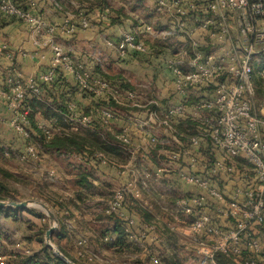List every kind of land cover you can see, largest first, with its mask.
I'll return each mask as SVG.
<instances>
[{"label":"built area","instance_id":"obj_1","mask_svg":"<svg viewBox=\"0 0 264 264\" xmlns=\"http://www.w3.org/2000/svg\"><path fill=\"white\" fill-rule=\"evenodd\" d=\"M157 4L169 22L165 27L147 23L126 31L119 43L104 39L122 59L130 52L149 54L146 35L170 40L176 46L164 64L183 101L163 110L157 101L150 100L147 105L155 108L141 121L152 150L161 143L150 128L152 122L170 133L176 145L168 153L170 166L179 182L194 189L181 195L173 214L176 221L166 226L192 237L197 252L209 264H219V256L229 264H264V94L261 98L257 94V79L264 83V0H157ZM37 8V0H27L26 5L19 0H0V12L25 22L36 46L45 36L44 43L52 52L50 66L41 75L24 78L18 73L11 79L8 92L0 88V96L7 98L12 110L10 126L24 143L19 152L23 161L37 160L40 151L39 145L29 142L31 108L25 106V101L31 95L40 98L38 82L53 81L60 68L72 72L85 92L96 97L111 96L118 104L142 106L134 92H117L106 80L92 78L83 64L75 61L70 49L59 42V32L72 36L92 26L83 11L52 24L35 11ZM69 108L66 132L93 128L91 115L80 112L73 102ZM96 111L106 126L115 119L109 108ZM187 114L198 124L191 136L176 127L177 120ZM59 130L44 131L50 139ZM117 137L126 146L131 144L126 134ZM206 145L216 152L212 159L202 151ZM5 154L9 156L10 152L6 150ZM94 156L119 173L126 171L103 152ZM165 171L158 168V174ZM128 196L141 197L135 178L114 190L104 212L119 216L129 239L137 242L148 231L156 230L158 224L150 222L136 232V220L126 208ZM182 215L189 217L188 221ZM150 258L153 264H161L158 256L150 254Z\"/></svg>","mask_w":264,"mask_h":264},{"label":"rangeland","instance_id":"obj_2","mask_svg":"<svg viewBox=\"0 0 264 264\" xmlns=\"http://www.w3.org/2000/svg\"><path fill=\"white\" fill-rule=\"evenodd\" d=\"M92 2L95 7L99 8V1ZM108 3L111 8H125L123 11L124 16L129 11L134 14L132 16H135L142 11L143 7L147 8L146 3L140 0H112ZM71 6L72 10L75 11V6ZM8 23L14 24L16 22ZM151 24L155 27V23L152 22ZM153 43L157 45L152 38L151 46H154ZM82 48L76 47V52L73 48L69 49L75 59L83 54L84 50L90 52L89 54L92 55H89L90 58L95 61L94 67L99 66L100 70L104 72L105 61L103 57L108 54L111 55L110 51L106 50L102 51L100 55H93V49L85 47L82 50ZM157 52L158 50L138 58L135 57V61L131 63L133 66L126 64L124 61H116L109 55L107 57H110L108 58L110 66L108 65V71L105 72L109 75H121L126 79L130 78L132 85L138 92L144 93V90H146L145 93L147 92L150 96L155 92L157 94L154 87L156 81L152 78L148 82L144 80L145 74L151 75L157 71L153 65L149 68L150 70H147L144 65L142 66L146 62H153ZM93 56L99 58V60ZM115 112L117 116L124 117L126 111L115 109ZM188 116L190 115L187 114L186 117ZM37 117L39 128L43 130L52 129L46 121L40 120L39 116ZM191 129L188 133H192L193 130ZM81 131L85 132V129ZM2 133V137L0 134V184L6 188L7 192L4 193V197L0 201L23 202L32 200L44 203L53 212L55 224L51 221L47 211L39 204H33L23 211H18V209L11 206L0 208V264H21L31 257L42 261L46 260L41 249L43 245L47 246L46 233L53 225L57 227L51 235L53 245L60 251L59 244L71 258L85 264H153L150 254L158 256L161 264H209L197 252L196 243L192 237L185 236L181 232H174L166 225H163L162 233L148 231L146 236L137 242L132 241V244H128L127 248H119L121 251L111 248L109 242L113 236H111L110 230H112L115 221L113 218H109L104 210L107 202L113 196L114 190L118 187L116 185L112 186L106 181H103L102 187L98 189L93 186H83L80 182L81 174L92 172L93 179H95L97 174H100V169L86 163L80 155L50 152L40 146L41 144L37 138L34 139V143L39 145L40 148L37 160L23 161L19 158V152L22 150L24 143L21 144L8 129H6V133ZM138 141L140 143V140ZM168 145L170 146V143ZM6 148L9 149V156L4 154ZM167 150L171 151L168 148ZM118 158L119 162H124L128 155L123 154ZM135 164L137 166L136 162ZM4 171L9 172L13 177H7ZM151 189L152 192H155L152 186ZM164 194L167 195L166 192ZM98 195L103 197L106 202L98 200ZM164 197L165 199L168 198L167 196ZM130 206L132 210L134 209L137 212L143 210V207H140L138 202L133 200L130 201ZM65 207L68 209H65ZM175 208L173 212H175ZM73 212L81 217L79 221L77 219L75 221ZM153 219L155 218L150 219L151 223L156 222V219ZM182 219L188 221L189 217L182 215ZM175 221L174 218V221L171 222ZM180 226L183 227V225ZM59 234L62 235L61 239H58ZM106 237L108 239H105ZM158 238L159 242H156ZM50 250L55 256L60 257L54 250L51 248Z\"/></svg>","mask_w":264,"mask_h":264},{"label":"crops","instance_id":"obj_3","mask_svg":"<svg viewBox=\"0 0 264 264\" xmlns=\"http://www.w3.org/2000/svg\"><path fill=\"white\" fill-rule=\"evenodd\" d=\"M89 1L94 0H37L42 15L52 24L64 22L70 14L77 15L79 13L77 9L79 8L85 9L91 19L92 26L87 30H80L73 36H68L59 32L58 40L65 45L66 48H73L74 52H76V47H83L82 50L85 47H89L93 49V55H100L102 51L109 50L111 55L108 54L106 57H103L105 61L103 67L104 72H107L108 65L110 66V62L108 61L110 57L107 56L110 55L116 61L120 62L117 51L112 46L108 45L105 39L113 43H119L121 36L126 31L140 26L137 24H141L142 22H153L156 28L165 27V25L169 23L164 12L158 7L156 3L157 0H140L146 3L147 8L143 7L142 11L135 16H132L134 14L129 11L126 17L122 16L120 20L113 24L108 23L106 14L101 8L94 7ZM71 5L75 6V11L72 10ZM44 39L45 36H42L40 40L42 44L36 46L34 44L32 32L25 22L2 24L0 21V88L8 92L11 87V79L18 73H21L24 78L30 76L37 77L48 69L52 59V52L50 47L45 45ZM62 40L65 41L63 42ZM146 40L147 43H150L152 37L150 38L146 35ZM154 41L157 45L155 43L153 44L158 50L155 59L153 62L149 61L142 64V66L144 65L147 70H150L149 68L153 65L157 71L155 73L151 72V75L145 74L146 77L144 79L145 82H148L151 78L156 81L154 87L157 89H155L157 94L155 92V94H151L150 96L147 92L145 93L146 90H144L143 93L135 89L136 101L142 106H135L130 102L125 105L120 104L123 106V110L126 111L124 117L117 116L116 114L115 119L105 127L106 130L114 134H126L130 139L131 144L128 146V151L123 153L128 155V158L124 162L118 161L121 166L126 168V171L124 173H119L120 170L117 168H112L106 172L100 170V174H97V178L91 179L93 187L97 189L102 187L103 181L110 183L112 186L116 185L120 187L128 184L133 178L136 179L138 188L141 190V197L136 199L128 196L126 208L128 213L136 220L134 230L138 233L143 230L146 224L150 223V220H147L144 213L149 214L150 218L156 219V224H158L159 227H157L158 229L153 231V233H162L161 230L164 229L163 225H167L168 223H172L171 221H174L175 217L173 211L177 204L178 197L180 198L181 195L194 191L193 187L179 182L177 172L170 166L171 163H169L167 154L169 151L167 148L169 150H174L176 147L171 140L170 133L156 122H152L150 128L161 142L158 144L156 150L152 151L149 147L150 141L146 135V127L141 124L142 120H146L149 117L150 108L153 106L147 105L150 100L157 101L158 106L163 110L183 101V98L176 92L173 77L171 73L165 69L162 58V56L169 54L176 46L172 41L168 40H166V42L165 40L156 38ZM89 53L90 52L84 50L83 54L76 58L77 60L74 59L76 62L83 63L89 68L94 69L95 61H93V58H90L92 55ZM95 59L99 60V58L96 57ZM64 71L71 80H74L72 72ZM128 80L132 84V80L130 78H128ZM92 101V98L87 95L76 94L75 102L80 112L89 110L90 107L93 106ZM11 117L12 110L7 98L0 96L1 137L3 135L2 132L6 133V129L11 131L14 136L15 133L9 122ZM186 118L177 120V124L180 125L183 123L182 127H186V129L190 131L185 122ZM138 140H140V143H138ZM169 143L170 146L168 145ZM159 167L169 168L163 174H158ZM151 186L154 188L155 192H152ZM164 192H166L167 195H165ZM164 196L168 197L166 198L168 201ZM97 199L106 202V200L99 195ZM132 200L138 202L140 207H143V210L141 209V211L139 210L138 212L134 209L132 210L131 206L129 207L130 201ZM167 211L170 215L167 214ZM73 213L75 215V221L76 219L79 221L81 217L75 212ZM111 233V236H116L112 230ZM155 235L158 236L157 234ZM156 242H159V238Z\"/></svg>","mask_w":264,"mask_h":264},{"label":"trees","instance_id":"obj_4","mask_svg":"<svg viewBox=\"0 0 264 264\" xmlns=\"http://www.w3.org/2000/svg\"><path fill=\"white\" fill-rule=\"evenodd\" d=\"M24 5L27 4V0H19ZM99 1V8L102 9V11L107 14V21L108 23H116L118 20L121 19V17L124 16L125 13H123L124 8L116 9L111 8L108 0H94ZM91 5L94 6V3L92 1ZM157 3V1H156ZM158 5V4H157ZM95 7V6H94ZM98 8V7H97ZM106 8H109V12L106 13ZM36 12L41 13L40 8L35 10ZM77 11H83L84 14L88 16L85 9H77ZM43 16V15H42ZM44 17V16H43ZM89 17V16H88ZM90 18V17H89ZM0 21L2 24H8V22H22L21 20H17L16 18L6 16L0 12ZM137 24V23H135ZM147 24V22H142L138 27H141L143 25ZM79 32V31H78ZM76 34V33H75ZM74 34V35H75ZM73 36V35H72ZM146 38V37H145ZM147 41V40H146ZM150 52H154L157 50L155 46H151L150 43H148ZM169 54L164 55L163 58V64L165 63L166 57ZM143 55L137 54L135 52H130L129 55L126 58H120L118 56V59L120 61H124L126 64L130 65L135 61V57H141ZM130 60V61H129ZM83 64V63H81ZM84 68L89 71L92 75V78H101L103 80H106L111 84L114 90L117 92H125V91H135V87L131 84V82L126 79L125 77L121 75H109L106 72H102L99 68L94 67V69L89 68L88 66L84 65ZM165 66V64H164ZM166 69V68H165ZM41 87V94L40 98L37 96H32L28 98L25 101V106L31 108V113L29 114V119L31 122L30 125V131H31V138L29 142L31 141L34 143V139L37 138L40 142V146L47 149L50 152H62L65 154H74V155H80L81 159H83L86 163L92 165L93 167H96V169H100L102 172H106L107 170H111L113 167L110 165H102L100 161L94 156V153L96 152H103L107 156L115 159L118 161V157L123 155L126 151H128V146H126L120 139H118L119 134H114L111 131L106 130V125L103 122L102 116L96 111L101 108H109L114 112V116L116 117L115 109L123 110V106L118 104L115 99H113L111 96L108 95H102V96H94L93 94H90L88 92H85V90H82L77 82L75 80H71L63 68H60L56 72V76L53 81L49 83L45 82H38ZM82 94L87 95L92 98L93 106L90 107L89 110L82 112L86 115H91L94 119V126L93 128L85 129V132H66L69 125L67 124V121L65 119V115L71 113V110L69 108V105L71 102H75L76 94ZM257 94L258 97H262L264 94V83L261 79H257ZM155 108L152 106L150 109ZM96 111V112H95ZM95 112V113H94ZM39 116L40 120L46 121L52 129H56L58 127L61 128L58 132H56L50 139H47L46 133L43 129L39 128L38 120H36ZM37 117V118H36ZM187 124V128H192V133H188V129L186 127H182L181 123L180 125H176L178 131L180 133H183L185 135L191 136L197 132L198 124L197 121L192 118V116H188L185 120ZM14 137H16L21 144H23V141L21 138H19L16 134H14ZM35 144V143H34ZM23 149V148H22ZM6 150L9 151L8 148ZM4 151V154L6 152ZM156 148L152 151H155ZM207 158L212 159V156L216 154L215 150L211 147V145H206V147H203L202 150ZM214 154V155H212ZM6 155V154H5ZM214 158V157H213ZM84 168V167H82ZM86 171V169L84 168ZM5 175L7 177H13L12 174H10L7 171H4ZM89 179V177H91ZM81 183L85 187H92V181L93 174H81ZM6 188L0 184V200L3 199L4 193H6ZM67 207H65L66 209ZM18 209L19 210H24ZM60 209H62L60 207ZM107 215V214H106ZM147 220H150V215L147 213H144ZM109 218L114 219V224L112 226V231L116 236H113L109 242V245L113 249H117L118 251H121L122 248H127L128 244H132V241L129 239L128 234L126 232V225L125 222L117 215H107ZM150 218V219H148ZM111 231V230H110ZM62 235H58V239H61ZM105 239H108L106 237ZM1 241V236H0ZM58 247L60 251L64 254L65 257H67L69 260L72 261V263L76 264H85L82 262H78L75 259L71 258V256L63 250L59 244ZM119 248H121L119 250ZM41 252L45 255L44 261L36 259V258H27V260L24 261V263L21 264H69L64 260L63 258L57 257L53 254V252L48 248L47 246L43 245ZM261 259H264V253L261 254ZM219 264H229L228 260L224 256H219L217 258Z\"/></svg>","mask_w":264,"mask_h":264},{"label":"water","instance_id":"obj_5","mask_svg":"<svg viewBox=\"0 0 264 264\" xmlns=\"http://www.w3.org/2000/svg\"><path fill=\"white\" fill-rule=\"evenodd\" d=\"M33 204H39L42 208H44L48 215L50 216V219L51 221L55 224V216L53 214V212L50 210V208L44 204V203H39L37 201H32V200H27V201H23V202H15V201H0V208H4V207H7V206H11V207H14L16 209H23V208H27V207H30L31 205ZM57 227L55 225L51 226L47 233H46V245L48 247H50L52 250H54V252L56 254H58L61 258H63L64 260H66L67 263L69 264H74L72 263L71 261H69L67 259V257H65L52 243V240H51V235L52 233L54 232V230L56 229Z\"/></svg>","mask_w":264,"mask_h":264}]
</instances>
